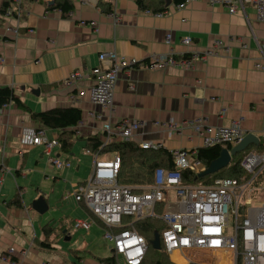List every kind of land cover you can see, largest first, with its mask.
<instances>
[{
	"label": "crops",
	"instance_id": "crops-1",
	"mask_svg": "<svg viewBox=\"0 0 264 264\" xmlns=\"http://www.w3.org/2000/svg\"><path fill=\"white\" fill-rule=\"evenodd\" d=\"M4 1L8 0H0V10ZM167 1L166 10L154 12L142 9L136 0H71L73 10L62 16L61 10L50 8L55 0H23L18 20L7 15L15 1L0 13V88H11L29 108L24 110L14 102L0 107V166L5 167V171L0 170V264H11L2 259L10 247L16 248L13 259L20 264H104L101 260L112 255L111 244L104 239V224L91 217L83 203L69 197L68 203L73 205L65 207L64 197H51L47 189L62 182V177H70L65 179L72 187L87 179L93 167L92 156L85 153L87 139H103L104 122L144 121L145 128L137 133L135 142L159 140L168 151L200 148L203 141L192 129L169 136L155 126L156 122L180 123L203 117L210 125L229 126L239 121L247 133L262 138L264 71L256 69L255 63L260 58L259 43L264 41V21L249 5L233 14L228 7L211 6L207 0L184 5L171 2L169 6ZM112 11L119 17L117 23ZM10 26L18 27L17 36L7 33ZM169 33L172 41L167 44ZM184 37H191L192 45H184ZM216 39L222 40L225 49L196 61L191 68L122 72L112 110L90 99L94 83L90 71L99 65L102 52L115 51L121 57L149 61L160 54L201 51ZM79 69L85 74L67 85L66 78ZM34 89H40V94L33 93ZM56 107L82 111V121L71 128L75 130L71 153L63 152L60 145L51 152L71 163L63 169L50 163L43 146L20 142L23 127H42L32 113ZM46 130L49 139L58 140L64 133L61 129ZM76 144L82 153L72 171ZM18 196L21 206L11 205ZM41 196L49 205L43 215L32 207ZM75 220L90 222V228L73 232ZM46 226H52L51 234H45ZM168 256L175 264H186L181 253ZM187 256L208 258L216 264L222 260L217 254L204 252L191 251ZM225 260L230 262L228 257Z\"/></svg>",
	"mask_w": 264,
	"mask_h": 264
},
{
	"label": "built area",
	"instance_id": "built-area-1",
	"mask_svg": "<svg viewBox=\"0 0 264 264\" xmlns=\"http://www.w3.org/2000/svg\"><path fill=\"white\" fill-rule=\"evenodd\" d=\"M14 1L15 6L8 9L7 15L18 20L22 14L23 0ZM207 1L211 6L228 7L233 14L237 13L238 8L244 10L245 6L249 5L255 10L257 18L264 21V0ZM149 12L151 11H146ZM111 15L117 23L119 17L115 16L113 11ZM6 29L9 31L7 33L18 35V27L10 26ZM171 41L172 34L169 33L166 43L170 44ZM182 43L190 46L193 41L191 37H184ZM224 49L225 44L222 40L216 39L213 44L201 51L160 54L150 57L149 61L121 57L115 51L102 52L99 54V65L90 71L94 81L90 89V99L93 103L112 110L115 87L122 72L134 68L187 69L196 61L216 56ZM259 49L260 58L255 63V68L264 71V41L259 43ZM2 62L3 59L0 57V63ZM84 74L85 71L79 69L71 73L65 83L71 85ZM95 117L101 118L99 115ZM145 125L144 121L128 119L116 124H112L110 120L104 122L102 145L106 146L113 141H135L137 133L144 129ZM155 126L163 129L169 136L183 134L185 130L192 129L201 137L203 141L201 147L217 144H228L233 147L247 135L239 121L229 126H213L203 117L180 123L156 122ZM261 140L264 141V127ZM20 142L25 146H43L49 155L50 163L56 169L71 167L70 162L51 154L53 148L59 146V142L57 139H49L46 128L23 127ZM139 144L143 149L165 148L159 140H146ZM198 149L169 150L175 169L159 167L154 172V182L141 186H126L118 182L121 168L119 154L108 155L90 149L85 150V153L93 158L92 171L85 181L76 186L72 196L104 224V239L111 244L116 264H119V258L124 260V264L143 263L148 251V241L138 233L133 222L147 218L158 219L165 224L160 235L161 244L168 254L177 252L184 255L186 264H209L188 257L187 253L191 251L217 254L222 258L217 264H264V200L252 205L255 200L247 198L256 190L253 181L264 169V153L252 149L242 158L241 166L249 175V179L219 178L213 185L184 184L182 176L184 170L190 169L200 173L204 169L197 158ZM0 168L2 172L5 171L3 165ZM160 205L163 209L159 212ZM128 218L130 220L126 222ZM125 225L130 227L126 228ZM74 227L88 230L90 222L75 220ZM15 254L16 248L10 247L2 259L11 264H20L13 259ZM226 257L229 258V263L228 259L225 260Z\"/></svg>",
	"mask_w": 264,
	"mask_h": 264
},
{
	"label": "trees",
	"instance_id": "trees-1",
	"mask_svg": "<svg viewBox=\"0 0 264 264\" xmlns=\"http://www.w3.org/2000/svg\"><path fill=\"white\" fill-rule=\"evenodd\" d=\"M139 6L146 9H153L154 12H161L166 10V0H136ZM187 0H171L176 5H181ZM14 0L4 1L1 6L0 13H5L11 6ZM52 9H59L62 16L73 10V3L71 0H55V4L50 6ZM14 102L18 107L29 111L28 107L20 101L14 94V91L9 87L0 88V107ZM32 118L37 121L42 127L50 129H61L64 133L60 135L59 145L65 153H71L73 148V135L75 133L73 127L78 126L82 121V111L77 107H56L45 111L32 113ZM70 129L69 132H65ZM103 139L98 136L89 137L87 139V147L92 151L101 154L117 153L121 156V168L118 173V182L126 186H141L151 185L154 182V172L157 168L163 167L168 170L175 169L171 153L165 148L152 150L143 149L139 143L135 141H113L106 146L102 145ZM224 147L229 149L232 147L228 144H217L211 147H201L198 149L197 158L205 167L209 166L212 161L217 159ZM255 149L258 152L264 153V141L261 140L259 146H250L246 151L239 153L233 157L230 165L219 172L199 177V173L190 169L182 172L184 184H205L213 185L219 178H235V179H249V175L241 166L242 158L249 151ZM157 166V167H156ZM237 175V176H236ZM264 175V169L260 172L257 178L253 181V187H256L254 193L259 188L260 181ZM21 198L18 196L11 201V205L21 206ZM86 207V206H85ZM163 206L158 207L160 212ZM89 211V210H88ZM90 212V211H89ZM91 213V212H90ZM91 217L94 215L91 213ZM95 217V216H94ZM130 219H126L128 222ZM134 227L139 234L143 235L148 241V251L142 264H175L173 263L168 253L162 244L160 250L154 249L150 241L154 238L156 232L160 235L165 228V224L158 219H142L133 222ZM130 227V225H125ZM52 226L44 228L45 234H51ZM104 264H116V258L111 255L108 258L101 260Z\"/></svg>",
	"mask_w": 264,
	"mask_h": 264
},
{
	"label": "water",
	"instance_id": "water-1",
	"mask_svg": "<svg viewBox=\"0 0 264 264\" xmlns=\"http://www.w3.org/2000/svg\"><path fill=\"white\" fill-rule=\"evenodd\" d=\"M53 4V1H51ZM171 4V0L167 1V6ZM33 93L40 94V89H34ZM261 142L260 137H258L255 133L249 132L247 135L235 146L231 147H224L221 151L220 156L211 162V164L203 169L199 173V177H205L208 175L215 174L220 170L228 167L233 160V157L238 155L241 152L246 151L250 146H259ZM33 210L43 215L47 212L49 205L47 200H45L44 196L39 197L37 200L32 202ZM151 246L156 249L160 250L162 247L160 234L158 232L155 233L154 238L150 241ZM205 263L209 264H216L212 262L205 261Z\"/></svg>",
	"mask_w": 264,
	"mask_h": 264
},
{
	"label": "rangeland",
	"instance_id": "rangeland-1",
	"mask_svg": "<svg viewBox=\"0 0 264 264\" xmlns=\"http://www.w3.org/2000/svg\"><path fill=\"white\" fill-rule=\"evenodd\" d=\"M76 149H77V144H76V147H75L74 156H71V160H72V163H73L72 171H75V169H76L75 161L77 160V158L80 157V155L82 153V151H80V148H78L77 150ZM62 178H63V181L60 182L59 184H56L54 186V188L47 187V189L49 188L48 191L52 193L51 194V197H64V199H65V201H64L65 207H70V206L72 207L73 202L71 201L70 203H68L70 201L69 200V197H73L72 196L73 190L76 188V186L79 183L78 184H75L72 187V182L71 181H67V179H65V178L70 179V177H62ZM52 184L53 183H50V184L45 183L46 186H51ZM52 190H54V191L52 192ZM250 195H251V197H247V198L250 199V200H252V199L255 200V202H253L252 205H255L258 202L264 200V175L262 177V180L260 181L259 188L257 189V192L254 193V191H253V193H251ZM243 203L244 202L242 201V204ZM72 230H73V232H75L77 229H75L73 227ZM169 256L172 259L171 255H169ZM198 260H199V262H201V261H207L208 258H204L203 257V258H198ZM119 264H124V260L122 258H119Z\"/></svg>",
	"mask_w": 264,
	"mask_h": 264
},
{
	"label": "bare ground",
	"instance_id": "bare-ground-1",
	"mask_svg": "<svg viewBox=\"0 0 264 264\" xmlns=\"http://www.w3.org/2000/svg\"><path fill=\"white\" fill-rule=\"evenodd\" d=\"M157 167V166H156ZM237 176V175H236Z\"/></svg>",
	"mask_w": 264,
	"mask_h": 264
}]
</instances>
